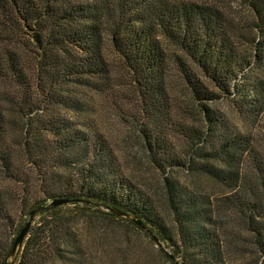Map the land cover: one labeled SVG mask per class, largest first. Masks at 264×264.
Listing matches in <instances>:
<instances>
[{
    "label": "trees",
    "instance_id": "1",
    "mask_svg": "<svg viewBox=\"0 0 264 264\" xmlns=\"http://www.w3.org/2000/svg\"><path fill=\"white\" fill-rule=\"evenodd\" d=\"M221 1L0 0V264L29 212L61 197L84 201L40 211L18 264H104L73 232L80 210L143 230L97 203L135 214L181 264H264V0L248 16ZM97 94L159 182L127 169Z\"/></svg>",
    "mask_w": 264,
    "mask_h": 264
},
{
    "label": "rangeland",
    "instance_id": "2",
    "mask_svg": "<svg viewBox=\"0 0 264 264\" xmlns=\"http://www.w3.org/2000/svg\"><path fill=\"white\" fill-rule=\"evenodd\" d=\"M210 2L221 0H207ZM221 4L233 16H248L250 14L249 3L247 0H222ZM115 53H110L112 59L113 73L121 81L129 82V73L125 72V67L122 65L121 60L116 58ZM127 89V86H121ZM120 90L122 88H119ZM95 104L98 112L96 113V120L106 129L111 138L123 148L122 157L126 163L127 169L134 174L139 181L147 183L159 182V175L155 169L151 168L145 158H141V162L136 161L137 158L130 156L132 151L138 152L139 150L134 146L137 138L136 132L130 131L131 139L124 140L126 132L129 131L128 127L125 128L124 120L121 119V111L118 109L117 104L114 102H106V96L97 94L94 97ZM122 108L128 104L121 102ZM221 108L228 110L230 115H233L236 122L246 125L244 119L238 115L235 108L232 107L228 101H222L219 104ZM128 133V132H127ZM264 133V132H262ZM133 146V147H131ZM128 149L130 152L128 153ZM142 155V154H141ZM131 159V160H130ZM196 182L195 185L203 191H207L210 195L217 197L221 192L225 191V186L221 183L207 179L205 177L193 178ZM49 201V200H48ZM73 205H68L65 209H72ZM90 210H80L76 213V222L73 223V232L79 234L82 247L87 256L93 260L99 259L104 264H169L164 255L161 253V247L156 243L152 236L146 231L137 227H130L123 222L110 224L108 222H101L97 218H90ZM96 214V213H95ZM162 242V241H161ZM163 246L169 251L170 248L162 242ZM20 255V254H19ZM13 264H18V258Z\"/></svg>",
    "mask_w": 264,
    "mask_h": 264
},
{
    "label": "water",
    "instance_id": "3",
    "mask_svg": "<svg viewBox=\"0 0 264 264\" xmlns=\"http://www.w3.org/2000/svg\"><path fill=\"white\" fill-rule=\"evenodd\" d=\"M79 201H84L82 199L78 198H66V197H61V198H55V199H50L49 201L38 205L36 208L32 209L29 212L28 219L25 222V224L20 228L19 232L15 236V239L12 243V247L9 251V254L4 262V264H13L18 255L20 254L24 241L27 238L28 232L34 222V219L36 215L43 210H48L56 206L60 205H66V204H71L73 202H79ZM89 203H94L86 200ZM98 205L102 206L103 208H106L107 210L112 211L113 213L117 214L118 216L126 217L130 219L131 221L135 222L137 225H139L141 228H143L145 231H148L150 235L153 237V239L156 241V243L162 248L164 253H166L171 259H173L174 264H181L179 259L173 255L171 251H169L167 248H165L161 242V240L153 234V232H150L148 226L143 222V220L139 219L135 214L132 212H128L122 209H118L116 207H111L108 206L104 203H97Z\"/></svg>",
    "mask_w": 264,
    "mask_h": 264
}]
</instances>
